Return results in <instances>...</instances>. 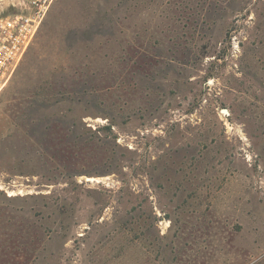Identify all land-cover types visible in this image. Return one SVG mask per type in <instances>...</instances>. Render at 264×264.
Masks as SVG:
<instances>
[{"label": "rangeland", "instance_id": "rangeland-1", "mask_svg": "<svg viewBox=\"0 0 264 264\" xmlns=\"http://www.w3.org/2000/svg\"><path fill=\"white\" fill-rule=\"evenodd\" d=\"M0 264H264V0H54L0 91Z\"/></svg>", "mask_w": 264, "mask_h": 264}, {"label": "built area", "instance_id": "built-area-1", "mask_svg": "<svg viewBox=\"0 0 264 264\" xmlns=\"http://www.w3.org/2000/svg\"><path fill=\"white\" fill-rule=\"evenodd\" d=\"M54 0H20L18 10L0 16V91L6 85Z\"/></svg>", "mask_w": 264, "mask_h": 264}, {"label": "water", "instance_id": "water-1", "mask_svg": "<svg viewBox=\"0 0 264 264\" xmlns=\"http://www.w3.org/2000/svg\"><path fill=\"white\" fill-rule=\"evenodd\" d=\"M222 112L225 113V114L228 113L226 109H222Z\"/></svg>", "mask_w": 264, "mask_h": 264}]
</instances>
